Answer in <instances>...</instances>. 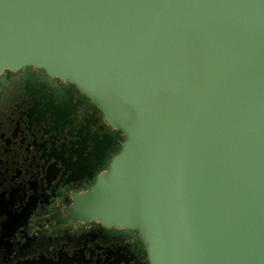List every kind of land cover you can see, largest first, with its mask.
Returning <instances> with one entry per match:
<instances>
[{"label": "water", "instance_id": "obj_1", "mask_svg": "<svg viewBox=\"0 0 264 264\" xmlns=\"http://www.w3.org/2000/svg\"><path fill=\"white\" fill-rule=\"evenodd\" d=\"M26 64L125 135L71 219L150 264H264V0H0V71Z\"/></svg>", "mask_w": 264, "mask_h": 264}, {"label": "flooded vegetation", "instance_id": "obj_2", "mask_svg": "<svg viewBox=\"0 0 264 264\" xmlns=\"http://www.w3.org/2000/svg\"><path fill=\"white\" fill-rule=\"evenodd\" d=\"M73 81L33 64L0 71V264H150L138 230L71 219L121 150Z\"/></svg>", "mask_w": 264, "mask_h": 264}]
</instances>
